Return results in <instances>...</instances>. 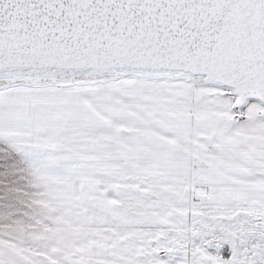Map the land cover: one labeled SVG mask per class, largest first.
I'll use <instances>...</instances> for the list:
<instances>
[{"label":"snow or ice","instance_id":"6c2138e0","mask_svg":"<svg viewBox=\"0 0 264 264\" xmlns=\"http://www.w3.org/2000/svg\"><path fill=\"white\" fill-rule=\"evenodd\" d=\"M0 264H264V0H0Z\"/></svg>","mask_w":264,"mask_h":264}]
</instances>
